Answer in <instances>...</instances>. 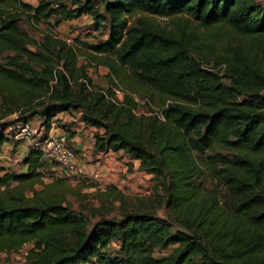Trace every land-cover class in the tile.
I'll return each mask as SVG.
<instances>
[{"label":"trees","instance_id":"16d2710c","mask_svg":"<svg viewBox=\"0 0 264 264\" xmlns=\"http://www.w3.org/2000/svg\"><path fill=\"white\" fill-rule=\"evenodd\" d=\"M83 16L109 26L105 42L81 43L85 52L52 34L34 42L20 27L22 18L33 25L55 18L58 27ZM5 52L15 55L0 64V120L16 118L0 123V153L9 128L39 119L48 134L57 114L78 112L98 130V154L123 152L141 170L168 176L175 223L126 212L89 229L65 196L26 195L45 161L31 149L27 172L0 165V252L34 243L29 264H264V0H0ZM84 55L108 68L116 87L115 78L132 93L158 95L160 112L137 116L123 88L114 103L79 65ZM68 144L75 152L69 136ZM206 170L226 200L197 184ZM113 244L117 254L109 253Z\"/></svg>","mask_w":264,"mask_h":264},{"label":"rangeland","instance_id":"374dc122","mask_svg":"<svg viewBox=\"0 0 264 264\" xmlns=\"http://www.w3.org/2000/svg\"><path fill=\"white\" fill-rule=\"evenodd\" d=\"M23 2L31 6H37L39 0H23ZM146 16H144L145 18ZM143 18V17H142ZM148 18V17H147ZM149 20L164 24L167 21L162 18H149ZM196 20L192 19V24L197 26ZM55 18L48 22H43L38 25L31 24L26 18L20 21V27L29 33L34 42L40 43L44 34H52L56 38L64 40L69 45H74L79 52H85L81 43L100 44L108 39L109 26L104 24L99 26L95 24L92 17L83 16L79 19L63 22L58 27L54 26ZM35 50V48H32ZM15 52H5L0 55V64H4L8 56H14ZM85 64L88 67L89 76L92 78L94 84L103 90H110L116 87L112 84L110 79L112 74L109 69L104 66H99L91 62L87 57H79V65ZM115 81L128 93L132 91L118 79ZM120 100L123 99L124 90ZM133 98L137 101L138 107L134 112L137 116L145 118H153L161 110V103L158 95L150 98L148 94L132 93ZM119 100V98H118ZM1 105V98H0ZM16 116L9 117V119L0 120V123H5L9 120L15 119ZM69 123L60 124V127L69 129L76 127L81 129V142L85 145L84 150H78L73 145V149L78 157L80 165L87 167L86 174L72 176L63 175L57 171V167L47 161H44L41 169V178L35 179L32 183H26V195L31 198L34 196V191L46 190L48 197L65 196L64 205L71 208V211L83 215L87 222L89 229L95 225L102 218L119 219L126 212L146 213L154 217H164L168 221L175 223V218L171 211L166 207L167 192L166 189L169 184V178L166 174H152L140 169L141 162L134 160L125 153H119L110 156H99L94 149L92 138L97 132L90 130L91 128L83 129L85 125L81 122V115L78 112L70 113L67 119ZM32 128H39V119L33 120ZM89 127V126H87ZM12 134L10 137L11 151L9 150L11 159L15 156H21L25 150L29 149V145L23 143L24 140H15L17 133L8 129ZM87 130V131H86ZM11 131V132H10ZM77 135L78 132L74 131ZM44 136V135H43ZM95 139V138H94ZM221 152V151H219ZM213 151L207 152L205 155H199V158L206 159L212 156ZM8 165L10 170L18 172L23 169V164H14L12 162H4ZM206 174L197 184L206 190L216 193L220 199L226 200V193L221 186L218 177L209 173ZM59 177V178H58ZM50 185V187H49ZM48 188L46 189V187ZM43 195V197H47ZM174 230H178L174 227ZM35 244L31 243L24 246L18 251H1L0 264H29L28 256ZM179 245L172 246L168 249H157L154 256L157 258L167 257ZM118 246L113 244L109 253L117 254Z\"/></svg>","mask_w":264,"mask_h":264},{"label":"built area","instance_id":"2783aa9c","mask_svg":"<svg viewBox=\"0 0 264 264\" xmlns=\"http://www.w3.org/2000/svg\"><path fill=\"white\" fill-rule=\"evenodd\" d=\"M122 88L115 87L113 89L114 98L112 101L116 103L122 96ZM16 133L15 140L32 141L36 136L40 135L38 129L32 128L31 124L19 123L11 128ZM38 150L41 152L45 161L57 167V171L63 175L78 176L86 174L87 167L80 165L76 153L69 147L68 134L66 131L55 130L38 143ZM14 164H20L21 156L12 158ZM59 178V177H58Z\"/></svg>","mask_w":264,"mask_h":264},{"label":"crops","instance_id":"0c3cea01","mask_svg":"<svg viewBox=\"0 0 264 264\" xmlns=\"http://www.w3.org/2000/svg\"><path fill=\"white\" fill-rule=\"evenodd\" d=\"M69 117H70L69 113H59V114H57L56 117L53 120L52 128H51V130H50V132L48 134H46V132H44L43 128H41V122L39 120V125L40 126H39L38 130L40 131V135L36 136L32 141H25V140L23 141V143L29 145V149L25 150L24 153L21 155V158H22L21 164H23L22 163L23 159L28 155L29 151L31 149L37 150L38 149V143L42 140V138H45L46 135H49L50 133H52L55 130H59V131L66 130L68 132L70 145H73V147H75L78 150H84L85 145L81 142V139H80V136H82L81 129L74 127V128H72L73 132H70L69 129L67 130L64 127H60V124H65L64 126H66V123H69L68 120H67ZM87 128H91V127H87V126L83 127V129H87ZM90 130H94L96 132L98 131L95 128H91ZM74 131H77L78 134L75 135ZM11 133H9V130L7 131V134H8L9 138L12 136ZM92 135H95V134L92 133L91 137H93ZM92 142H93V145H94L95 144V139L94 138H92ZM10 148H11L10 142H6L3 145L2 152L0 153V165L5 167L7 170H10V168L4 162L9 161V162L13 163L10 154H8L9 153L8 149H10ZM10 151H11V149H10ZM120 153H123V152H120ZM116 154H119V153H116ZM116 154L109 153V154H106L105 156L116 155ZM98 155L101 156L103 154H98ZM16 165H18V164H16ZM10 171H12V170H10ZM25 172H27V166L23 164V169H21L18 172H15V173L21 174V173H25Z\"/></svg>","mask_w":264,"mask_h":264}]
</instances>
